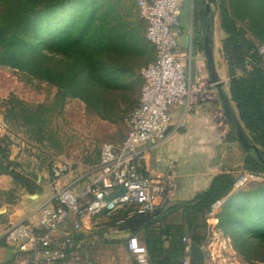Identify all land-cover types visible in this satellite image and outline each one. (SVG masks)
<instances>
[{"label": "trees", "instance_id": "obj_1", "mask_svg": "<svg viewBox=\"0 0 264 264\" xmlns=\"http://www.w3.org/2000/svg\"><path fill=\"white\" fill-rule=\"evenodd\" d=\"M226 1L220 0L218 7L221 27L227 34L223 49L228 57L231 100L252 141L264 151V59L256 52L257 44L264 43V0H229L232 10ZM121 3L0 0V65L56 86L57 99L62 103L68 97L78 98L101 118L121 119L128 108L121 103L135 101L139 68L155 59L153 47L143 36V27L126 20ZM233 15L250 20L257 40L249 46L239 40ZM237 64L244 71L236 72ZM7 101L10 111L21 106L19 111L36 122L38 109L28 112L23 101L13 94ZM0 157L5 161L9 157L1 140ZM11 165L13 162L5 164L0 171L25 182L23 174ZM244 168L249 173L254 170L255 174H264V165L256 158H247ZM238 176L224 172L214 175L207 190L177 207L168 206L164 214L160 208L159 212L127 216L126 209H122L110 219L117 232L128 237L144 233L150 264H181L185 234L192 239L194 259L204 264L206 252L201 246L207 235L197 233V220L211 212L215 202L226 198L217 215L218 228L246 261L264 262V183L232 192ZM169 211L180 220L166 223L156 236L152 226L164 220ZM119 219L124 220L117 223ZM203 225L206 226L204 218Z\"/></svg>", "mask_w": 264, "mask_h": 264}, {"label": "built area", "instance_id": "obj_2", "mask_svg": "<svg viewBox=\"0 0 264 264\" xmlns=\"http://www.w3.org/2000/svg\"><path fill=\"white\" fill-rule=\"evenodd\" d=\"M135 1L155 59L141 70L140 98L128 118L127 133L118 143H102L97 162L83 171L65 160L50 162L52 196L38 209V224L20 220L0 236L16 250V257L9 264H90V250H79L78 234L85 227V220L110 218L122 209L132 216L170 206L176 187L173 176L165 172L161 178L152 177L145 165L151 150L169 137L170 106L215 104V126L222 133L230 128L215 83L199 77L191 79L177 52L178 34L174 26L180 24L181 0ZM256 52L264 59V43L257 44ZM248 177L259 179L254 173L241 174L234 186L245 185ZM218 204L220 201L213 206ZM71 218L72 228L66 229ZM206 242L201 246L206 252L204 264H215L214 252ZM182 244L181 264H200L192 254L189 235L182 237ZM127 249L135 264H150L147 247L138 236L128 238Z\"/></svg>", "mask_w": 264, "mask_h": 264}, {"label": "rangeland", "instance_id": "obj_3", "mask_svg": "<svg viewBox=\"0 0 264 264\" xmlns=\"http://www.w3.org/2000/svg\"><path fill=\"white\" fill-rule=\"evenodd\" d=\"M123 5V13L126 14V20L132 24L143 27V36L146 33V24L141 20L137 5L134 0H120ZM220 0L217 1L219 3ZM191 2L193 6V23L196 21V8L200 6V19L202 23L204 5L207 0H182L180 1L181 14L179 19L180 24L174 26L177 31L178 39H183L187 31V22L190 21ZM200 4V5H199ZM229 10L231 5L229 0L226 1ZM233 14V13H232ZM236 20L237 31L239 32V40L244 42L245 46H249L256 37L253 35L250 27V20L238 19ZM202 29V27H201ZM227 34L221 27L219 7L216 9V24H215V57L216 65L222 73L229 68L228 57L224 53L223 41ZM196 33L193 35V50L197 46ZM146 39V37H145ZM153 57V54H152ZM151 59L147 63L149 64ZM144 65V66H145ZM143 66V67H144ZM236 65V72H242L244 69ZM142 67V68H143ZM138 70L139 82L136 86L134 102H123L122 107H127V111L121 119L111 121L101 118L97 113L89 111L86 104L73 97H68L63 103L57 99V87L43 80L31 78L22 72L15 70L9 66L0 65V140L5 151L9 155L13 152H18L21 156L20 162L24 164L21 168L27 172L33 166L40 168L49 167L53 160H65L72 163L76 168L83 171L89 166L96 163L99 157L100 146L104 142L118 143L123 140L127 133V122L131 112L139 102L142 77L141 70ZM224 77V74H222ZM225 81V80H224ZM229 89V78H226ZM16 96L23 101V107L28 112L33 113L38 109L39 115L35 118L36 122L26 118L17 106L15 109L9 110L8 101L11 95ZM171 107V106H170ZM234 133V132H233ZM235 135V134H234ZM237 138V137H236ZM246 158H256L254 152L248 154L246 150ZM251 159H249L250 161ZM252 162V160H251ZM257 170V169H255ZM254 171V170H253ZM251 171L255 174V172ZM249 172V171H248ZM258 180H253L248 177L245 185H256L264 183V174H260ZM239 187V188H241ZM238 188L234 187L232 192ZM226 198L220 200V204L213 206L211 212L204 215L206 226L203 225V218L197 221L200 226L197 233L200 235H207L206 246L212 249L215 256V264H264V262H248L240 255L237 250L226 240L224 233L218 228L217 215L220 212L222 203ZM179 206V205H172ZM162 214L166 213L167 207H163ZM176 213L170 211L166 214L164 220L157 221L152 227L157 236L159 231L166 223L174 222L179 219L175 217ZM180 220V219H179ZM108 226L117 228L110 218L95 220V231L92 235L97 236L93 238L89 236L85 246H81L79 250H90L89 260L90 264H96L91 250H103L104 254H109L112 257V264H134L133 256L127 249V237L123 236L121 232L114 234V238L103 231V234H97L100 230L107 229ZM176 226V225H175ZM185 227V232L186 231ZM220 234V235H219ZM139 238L144 241V233H139ZM213 242V244H211ZM167 245V242H166ZM157 260V259H155ZM110 263V262H109ZM158 264V263H152Z\"/></svg>", "mask_w": 264, "mask_h": 264}, {"label": "crops", "instance_id": "obj_4", "mask_svg": "<svg viewBox=\"0 0 264 264\" xmlns=\"http://www.w3.org/2000/svg\"><path fill=\"white\" fill-rule=\"evenodd\" d=\"M196 11L197 18L193 23L191 2L190 21L186 23L188 33L184 34L183 39H178L177 52L191 79L199 77L203 81H209L210 77L202 45L200 6H197ZM194 33L197 35L195 51L193 50ZM216 67L221 79L225 80V91L236 111L229 89L226 88L228 87L226 81V78H229L228 70L225 69L222 73L217 65ZM214 105L209 102L198 103L190 108L172 105L170 107L172 124L169 128V137L151 150L145 162L146 172L150 176L161 178L165 172H170L173 176L176 187L170 205H180L193 200L198 193L209 188L213 176L218 173H232L237 176L249 173L244 168L247 159L246 150L230 132L231 126L224 133L215 126L212 118ZM21 159L18 152L10 154L6 161L0 157V167L3 168L5 164L13 162L14 165H11L10 168H16L26 178L25 182L16 180L12 175L0 171V236L8 226L20 220H27L37 225L38 209L48 203L52 196L49 167L33 166L32 169L30 167V170L25 172L21 168V165L24 167V164L20 162ZM102 218L109 219L100 216L93 218L90 222L84 221L85 227L78 234L81 246H85L89 236L97 237L92 235L94 229H97L95 220ZM72 223L73 219L71 218L66 224V229H71ZM103 231L110 233L112 238H114V234L119 233L117 228L108 226L107 229L99 230L97 234H103ZM122 235L126 236L128 240V234L123 233ZM141 242L143 241L141 240ZM210 250L215 249L210 248ZM91 253L96 264H112V257L109 254H104L103 250H91ZM15 257V248L0 239V264H9ZM133 263L135 264V262Z\"/></svg>", "mask_w": 264, "mask_h": 264}, {"label": "water", "instance_id": "obj_5", "mask_svg": "<svg viewBox=\"0 0 264 264\" xmlns=\"http://www.w3.org/2000/svg\"><path fill=\"white\" fill-rule=\"evenodd\" d=\"M218 0H207L204 5L203 19H202V45L205 54V60L209 73L210 80L215 83L218 91L219 99L221 100L223 109L226 113L229 124L236 135L240 144L247 150L248 154L253 151L255 157L264 165V151L256 145L244 125L240 121L237 112L230 103V99L225 91V81L219 76L216 61H215V24H216V9L218 8ZM159 212V209H157Z\"/></svg>", "mask_w": 264, "mask_h": 264}]
</instances>
